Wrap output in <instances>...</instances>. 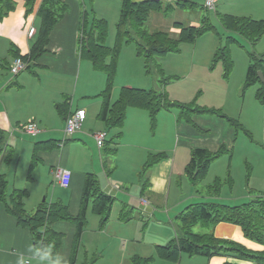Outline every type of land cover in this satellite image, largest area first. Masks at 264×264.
Wrapping results in <instances>:
<instances>
[{
  "label": "crops",
  "instance_id": "obj_1",
  "mask_svg": "<svg viewBox=\"0 0 264 264\" xmlns=\"http://www.w3.org/2000/svg\"><path fill=\"white\" fill-rule=\"evenodd\" d=\"M60 1L65 5V12L51 29L44 51L19 72L12 71V64L16 58L27 54L36 40L41 24L38 14L41 0H35L32 6L26 5L27 0H11L13 8L0 19V129L4 131L6 145L5 154L0 157V174L7 180V194L15 189L24 190L22 200L27 212L34 211L42 201L48 204L58 201L76 216L80 211L85 177L93 173L101 189L114 197V202L103 226H100V215L92 212L91 205H88L87 225L80 237L76 264L86 260H93L95 264L97 257L94 254L101 251L126 253L129 262L135 255L146 257L147 254L128 249L131 240L141 232L150 240L147 253L154 255L157 245L167 243L175 235L178 225L173 218L188 204L207 200L184 173L190 151L201 148L214 152L224 145L226 150L233 152L235 129L224 118L203 112L192 115L190 122L161 115L160 123L165 124L164 129L159 127L150 133L148 112L129 107L122 127L108 130L110 138L105 144L109 142L111 145L98 147L93 133L106 131L98 118L103 102L98 94L105 89L106 74L102 73L104 78L101 73H95L97 69L81 55L82 31L90 26L95 16L88 10L86 0ZM177 1L171 3L173 8L169 10V4L164 3L162 8L150 11L145 23L155 18L162 25L160 28L151 26L150 32L160 30L176 36L181 30L178 23L200 25L201 12L192 10L196 14L184 20L187 11L178 6ZM234 1L238 0H218L216 6L220 10L215 14L218 17L231 14L263 19L256 11L240 5L242 1L237 4ZM87 22L88 26L85 25ZM136 85L147 89V85L141 86L139 82ZM112 94L115 90L111 91V98ZM80 97L86 101H81ZM58 105L62 106L61 110ZM79 108L86 110L81 129L64 139L65 118ZM31 119L40 128L36 135L27 134L22 129ZM166 136L169 146H163L159 141ZM102 149L107 153L105 156H102ZM156 152H165L166 157L143 170L148 155ZM112 153L114 157H109ZM109 162H115L119 170L132 174L142 169V173L146 172V179L142 183L137 179L129 188L125 186L128 182L126 176L108 175ZM58 168L71 172L67 187L56 182ZM216 176L219 175L213 177ZM231 179L232 176L229 183L234 186L235 180ZM259 179L255 187L261 191L258 196H264V176ZM209 180L211 182L213 178ZM141 198L148 200L146 206L140 204ZM213 199L230 204L224 195ZM122 210L127 216L125 220L119 218ZM142 213L146 220H143ZM135 220L141 223H135ZM51 226L63 234L54 258L36 251L30 229L20 225L17 217L6 210L5 203L0 202V264H68L76 226L66 220H58ZM211 230L216 237L235 240L250 249H264V243L246 238L238 225L220 222ZM223 261L224 258L218 264Z\"/></svg>",
  "mask_w": 264,
  "mask_h": 264
},
{
  "label": "trees",
  "instance_id": "obj_2",
  "mask_svg": "<svg viewBox=\"0 0 264 264\" xmlns=\"http://www.w3.org/2000/svg\"><path fill=\"white\" fill-rule=\"evenodd\" d=\"M34 2L35 0H27L26 5L32 6ZM167 4H169L168 10L173 8L170 3ZM177 4L183 9L191 8L195 4V1L178 0ZM163 5L164 3L159 0H122L116 24L117 40L112 48L104 44V39L107 35L106 20L93 17L90 26H85L86 28L82 31L81 55L88 59L95 69L106 74L105 89L98 94L103 100L98 118L103 122L106 129L122 127L126 118V110L129 107L146 110L153 127L157 112L161 109L167 110L174 105V102L169 101L163 92L154 88L145 89L129 86L121 87L118 97L114 101L111 100L120 41L125 40L128 42L134 40L138 55L144 58L146 67H149L152 57L163 56L169 52H177L181 43L194 42L202 33L215 30L209 17L203 15L201 23L197 27L178 23L181 30L176 36L160 30L150 32L143 27L148 14L152 10L162 8ZM12 8L11 0H0V19ZM202 8L207 10L204 5ZM64 12L65 5L60 0H41L38 8L41 24L30 51L21 57L25 64L36 60L44 51V46L48 41L51 29ZM219 20L228 32V42L234 41L235 36L233 35L238 34L251 43H255L264 32V19L220 14ZM83 22H86V20ZM214 58L222 61L226 71H230L232 61L229 55L228 44L217 47ZM263 67L264 55L261 58H257L252 54L244 79L245 86L255 84L256 82L261 83L260 88L257 89L255 94L256 98L260 101H264V82L259 78L257 71H263ZM61 107L58 105L59 110H61ZM188 110H191V113L209 112L218 114L215 111L204 110L202 108ZM218 115L226 118L230 125L234 127L231 119L225 117L223 114ZM184 118L189 120L190 117L187 115ZM5 149V134L0 129V157L5 154ZM225 151L224 145H221L214 152L201 148H194L190 151V158L184 168V173L195 187L204 180L212 160L218 158ZM165 157V152L150 153L143 165V170ZM220 181V178H215L206 184V192L196 187V191L203 194L207 200L204 199L188 204L176 216L179 225L177 224L175 235L167 243L156 246L155 252L158 257L176 262L181 253L191 256L204 255L207 257L223 253L225 256H228L227 254H234V256L264 264V250L254 251L232 239L216 237L211 230V227L220 222L232 223L241 227L246 238L262 243L264 239V196H257L241 204H229L214 200L213 198L220 195ZM201 187L204 188V186ZM6 188L7 180L4 175L0 174V202L5 203L6 210L17 217L20 225L30 229L34 248L38 253L47 254L50 258H54L57 255L63 234L52 228L51 225L54 222L66 220L72 221L75 224L74 241L68 264H76V253L80 237L87 225L86 212L88 205H91L92 212L100 215V226H103L109 219L111 205L114 202V197L101 189L98 179L93 173H88L85 177L80 211L76 216H72L68 211V207L58 201L52 204L42 201L34 211L27 212L22 200L25 196V191L15 189L8 195ZM8 198L9 202H7ZM119 218L120 220L127 219L123 210ZM198 224H203V226L209 227L210 230L204 232L193 231L192 228ZM151 258L135 255L131 257L130 263L149 264ZM81 264H93V260H86ZM222 264L234 263L224 261Z\"/></svg>",
  "mask_w": 264,
  "mask_h": 264
},
{
  "label": "rangeland",
  "instance_id": "obj_3",
  "mask_svg": "<svg viewBox=\"0 0 264 264\" xmlns=\"http://www.w3.org/2000/svg\"><path fill=\"white\" fill-rule=\"evenodd\" d=\"M192 1H195V4L191 8H185L187 13L184 16L186 17L184 20H189L196 14L192 10L200 11L202 16L207 15L209 17L212 24L215 25V30L202 33L194 42L181 43L177 52H169L163 56L152 57L149 67H146L144 58L138 55L134 40L128 42L125 40L120 41L112 85V90H115V94H112L111 100L118 97L120 86H129L130 83L134 84L130 86L137 87L138 85L136 84L139 82L141 86L145 85L146 87L147 85V88H154L163 92L169 101L174 102V105L167 110L161 109L157 112L153 127L151 126L150 117H148V130L150 133L155 129L157 131L159 127L164 129L165 124L161 125L160 123L161 115L172 117L173 120L177 118L180 121L186 120L184 117L189 115L190 118L186 121L190 122L191 116L196 113H191L192 111L188 109L202 108L204 110H212L231 119L235 128L233 125L231 126L236 132V144L233 152L226 150L220 155L221 157L219 156L220 158L212 160L205 179L197 184L196 187L206 192V184L210 183L209 179L211 177L213 180L220 178V195L226 196V200L230 201V204H241L261 194L260 189L255 187V182L261 180L259 178L264 176V101H260L255 96L261 83L256 82L249 86L244 85L251 55L253 54L257 58H261L264 55V32L255 43H251L238 34L233 35L235 36L234 41L228 42V32L215 14L216 10H220L216 6L217 4L213 9L208 8L209 10H205L202 8L204 5L203 0ZM241 1L242 4L240 5L245 6V8H251L259 15H262L260 18L264 19V0H238L234 1V3L237 4ZM86 4L88 10L95 16L94 18L106 20L107 35L104 39V44L110 48L114 47L117 40L116 24L119 18L121 0H86ZM216 7L218 8L216 9ZM87 18L89 22L90 19L89 17ZM88 22L85 24L86 26H88ZM153 25L157 26L156 28L162 26L156 22L155 18H152L143 27L149 30ZM225 44L229 45V55L232 61L230 71H226L222 61L214 58L217 47H222ZM83 61L85 62V60ZM96 71L95 73H104L100 70ZM262 72L264 73V67ZM102 75L105 78L104 74ZM80 100L86 101L84 97H80ZM209 114L224 118L216 113ZM95 120L99 123L97 117H95ZM108 130L110 131V129H106V141L110 138ZM159 141L163 143V146H169L167 136ZM108 144L111 145L109 142L105 145ZM106 154L105 150L102 149V156ZM109 157H114V153ZM115 164V162L108 163V175L126 176L128 182L125 186L129 188L135 184L137 179L141 183L144 178L146 179V172L142 173V169L132 174L125 170H119L118 166L115 167ZM215 175L219 176L213 177ZM254 175L255 178L253 180ZM231 176L235 180L234 186L233 183H229L231 182ZM201 186H204V188ZM142 216L143 220H146L144 213H142ZM173 219L179 225V221L176 218ZM134 222L141 223L139 220ZM192 229L196 232L210 230L209 227L203 226V224L195 225ZM131 241L134 243L131 242L128 249H134L135 253L142 252V255L147 254L145 255L146 258L152 257L149 264H210L209 261H212L211 264H218V261L223 258L225 262L234 264H259L249 259L234 256V254L225 256L223 253L210 257L204 255L191 256L181 253L178 261L175 262L158 257L156 252L154 255L148 254L150 240L147 237L145 238V235L143 236V232ZM251 250L261 251L264 249L253 248ZM94 256L97 257L95 264H130L126 253L118 254L116 250H112L110 253L101 251L94 254Z\"/></svg>",
  "mask_w": 264,
  "mask_h": 264
},
{
  "label": "built area",
  "instance_id": "obj_4",
  "mask_svg": "<svg viewBox=\"0 0 264 264\" xmlns=\"http://www.w3.org/2000/svg\"><path fill=\"white\" fill-rule=\"evenodd\" d=\"M162 3H172L175 0H159ZM218 0H204V6L209 9H213L216 5V2ZM24 61L18 57L13 61L12 64V71L13 72H19L20 70L25 68ZM86 118V110L84 108L76 109L75 111L71 112L66 118H65V125H64V139L71 137L75 132L81 129L82 123ZM22 129L25 133L30 135H36L40 132V128L37 125L35 120H29L26 122ZM95 142L98 147H103L107 133L105 130H97L93 133ZM63 139V140H64ZM55 179L56 182L62 186L67 187L70 183L71 179V172L64 168H58L55 171ZM140 204L147 205L148 200L146 198H141ZM146 211V210H145Z\"/></svg>",
  "mask_w": 264,
  "mask_h": 264
},
{
  "label": "water",
  "instance_id": "obj_5",
  "mask_svg": "<svg viewBox=\"0 0 264 264\" xmlns=\"http://www.w3.org/2000/svg\"><path fill=\"white\" fill-rule=\"evenodd\" d=\"M86 40H87V39H86ZM86 44H87V42H86ZM257 73H258V76H259V78L261 79V81L264 82V73H263L261 70H258Z\"/></svg>",
  "mask_w": 264,
  "mask_h": 264
}]
</instances>
